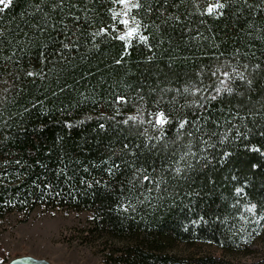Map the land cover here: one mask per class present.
<instances>
[{
    "label": "trees",
    "instance_id": "trees-1",
    "mask_svg": "<svg viewBox=\"0 0 264 264\" xmlns=\"http://www.w3.org/2000/svg\"><path fill=\"white\" fill-rule=\"evenodd\" d=\"M138 2L129 40L117 0L0 8V221L89 212L126 242L101 264H232L168 250L242 255L264 233V0Z\"/></svg>",
    "mask_w": 264,
    "mask_h": 264
},
{
    "label": "rangeland",
    "instance_id": "rangeland-1",
    "mask_svg": "<svg viewBox=\"0 0 264 264\" xmlns=\"http://www.w3.org/2000/svg\"><path fill=\"white\" fill-rule=\"evenodd\" d=\"M9 1L5 0V3ZM131 3H136V0H131ZM2 7L4 5L0 4ZM129 11V8L117 2L115 14L121 24L117 35L119 38L123 36L122 40H129L137 33L135 31L129 36V29L138 30L137 24L129 18ZM123 20L129 23H121ZM90 220L89 212L47 210L43 207L35 208L26 218L23 214L11 213L0 221V249L8 261L30 256L44 259L50 264H101L107 248H120L126 242L91 234ZM168 252L178 257L210 256L232 264H251L264 252V233L249 252L242 255L227 253L208 244L187 246L175 243Z\"/></svg>",
    "mask_w": 264,
    "mask_h": 264
},
{
    "label": "snow or ice",
    "instance_id": "snow-or-ice-1",
    "mask_svg": "<svg viewBox=\"0 0 264 264\" xmlns=\"http://www.w3.org/2000/svg\"><path fill=\"white\" fill-rule=\"evenodd\" d=\"M117 2H118L119 4L124 5L126 8H129V9H132V8L139 9V8L142 7V5L138 2V0H137L136 3H131V0H117ZM0 4H3L4 7H7V6H8V4L5 3V0H0ZM224 7H225V4L222 3V2H219V0H217V3H212V4H208V5H207L206 12H207L209 15L213 14L214 12H216V15H217V16H219V15H223V13H222V12H219L218 10H219V9H223ZM148 10L151 11V8H149ZM124 15H127V13H124ZM113 18H115V14H114V17H113ZM121 23H123V24H128L129 21H128V20H123V21H121ZM106 30H107V29H101V31H106ZM135 31H137V29H129L127 35L130 36V35H132ZM120 39H124V37L122 36V37H120ZM140 39H141V40H146L147 37H146V36H141ZM65 47H67V45H65ZM41 55H43V53H41ZM223 75H224V76H228V72L225 71V72L223 73ZM241 79H243V77H241ZM249 83H251V81H249ZM227 90H228L229 92L232 91L231 88H228ZM121 99H122V98H121ZM167 122H168V121H167V117L165 116V113L160 112V113L158 114V116H157L156 124L162 126V125L166 124ZM185 123H187V121H182V122L180 123V127L183 128ZM101 127H103V125H101ZM189 135H191V133H189ZM256 151H259V149H256ZM225 155H227V153H225ZM253 167H256V165H253ZM176 171L179 172L180 169H176ZM143 179H144L145 181H148V180L150 179V177L147 176V175H145V176L143 177ZM237 191H240V190L237 189ZM252 207L255 208L256 205H252Z\"/></svg>",
    "mask_w": 264,
    "mask_h": 264
},
{
    "label": "water",
    "instance_id": "water-1",
    "mask_svg": "<svg viewBox=\"0 0 264 264\" xmlns=\"http://www.w3.org/2000/svg\"><path fill=\"white\" fill-rule=\"evenodd\" d=\"M7 264H50L44 259H36L30 256H22L8 261Z\"/></svg>",
    "mask_w": 264,
    "mask_h": 264
}]
</instances>
